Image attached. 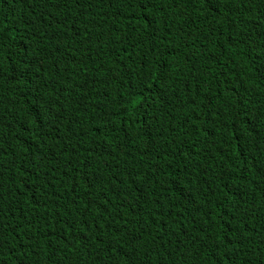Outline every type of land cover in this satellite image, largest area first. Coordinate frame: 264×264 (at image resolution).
I'll use <instances>...</instances> for the list:
<instances>
[{
    "label": "trees",
    "instance_id": "16d2710c",
    "mask_svg": "<svg viewBox=\"0 0 264 264\" xmlns=\"http://www.w3.org/2000/svg\"><path fill=\"white\" fill-rule=\"evenodd\" d=\"M0 264H264V0H0Z\"/></svg>",
    "mask_w": 264,
    "mask_h": 264
},
{
    "label": "snow or ice",
    "instance_id": "6c2138e0",
    "mask_svg": "<svg viewBox=\"0 0 264 264\" xmlns=\"http://www.w3.org/2000/svg\"><path fill=\"white\" fill-rule=\"evenodd\" d=\"M212 2V0H209V3H211Z\"/></svg>",
    "mask_w": 264,
    "mask_h": 264
}]
</instances>
